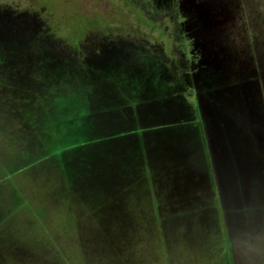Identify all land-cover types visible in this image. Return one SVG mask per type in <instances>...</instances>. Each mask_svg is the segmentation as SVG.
<instances>
[{"label": "rangeland", "instance_id": "1", "mask_svg": "<svg viewBox=\"0 0 264 264\" xmlns=\"http://www.w3.org/2000/svg\"><path fill=\"white\" fill-rule=\"evenodd\" d=\"M0 264H264V0H0Z\"/></svg>", "mask_w": 264, "mask_h": 264}, {"label": "flooded vegetation", "instance_id": "2", "mask_svg": "<svg viewBox=\"0 0 264 264\" xmlns=\"http://www.w3.org/2000/svg\"><path fill=\"white\" fill-rule=\"evenodd\" d=\"M140 4H142V5H143L144 3L142 2V3H140ZM118 63H119V62H117V64H116V65H118ZM118 67H119V65H118ZM116 74H117V72H113L112 74L108 75V77H106V78H110V79H111V78L115 77V76H116ZM105 75H106V74H105ZM103 76H104V75H103Z\"/></svg>", "mask_w": 264, "mask_h": 264}]
</instances>
